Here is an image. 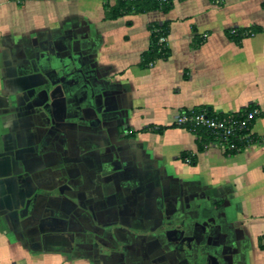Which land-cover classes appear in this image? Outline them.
<instances>
[{
	"label": "crops",
	"instance_id": "crops-1",
	"mask_svg": "<svg viewBox=\"0 0 264 264\" xmlns=\"http://www.w3.org/2000/svg\"><path fill=\"white\" fill-rule=\"evenodd\" d=\"M262 2L0 0V264H264V115L232 154L174 124L264 109Z\"/></svg>",
	"mask_w": 264,
	"mask_h": 264
},
{
	"label": "built area",
	"instance_id": "built-area-1",
	"mask_svg": "<svg viewBox=\"0 0 264 264\" xmlns=\"http://www.w3.org/2000/svg\"><path fill=\"white\" fill-rule=\"evenodd\" d=\"M158 43L165 46V36H160ZM263 115L264 109L257 105L227 113L211 112L205 108H191L180 111L174 118V124L192 131L200 141L206 136L207 139L204 141L206 147L215 146L222 152L232 154L254 141L252 124L255 119ZM185 161L190 162V159L187 158Z\"/></svg>",
	"mask_w": 264,
	"mask_h": 264
},
{
	"label": "trees",
	"instance_id": "trees-1",
	"mask_svg": "<svg viewBox=\"0 0 264 264\" xmlns=\"http://www.w3.org/2000/svg\"><path fill=\"white\" fill-rule=\"evenodd\" d=\"M104 3V18L105 19H117L125 14H140L150 10H162L164 12L168 11L172 5V1L162 2L161 0H113L110 3V0H102ZM264 8V0L262 2ZM151 30L150 34V46L149 48L141 54V64L148 66L157 59H166L169 56V50L166 45L158 43V38L160 36H166L168 33V24L163 22L161 25L157 23L150 24ZM260 27L248 26L243 28H231L226 31V34L229 38L239 41L240 38L250 36L259 32ZM200 44V39L197 40L193 46ZM256 106L250 104L248 107ZM162 129H159V131ZM207 137L204 136L199 142V148L201 149V142L206 141ZM264 239V236H263ZM261 247L264 249V243L261 244Z\"/></svg>",
	"mask_w": 264,
	"mask_h": 264
},
{
	"label": "rangeland",
	"instance_id": "rangeland-1",
	"mask_svg": "<svg viewBox=\"0 0 264 264\" xmlns=\"http://www.w3.org/2000/svg\"><path fill=\"white\" fill-rule=\"evenodd\" d=\"M175 1H178V0H173L172 2L174 3Z\"/></svg>",
	"mask_w": 264,
	"mask_h": 264
}]
</instances>
